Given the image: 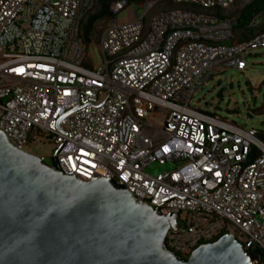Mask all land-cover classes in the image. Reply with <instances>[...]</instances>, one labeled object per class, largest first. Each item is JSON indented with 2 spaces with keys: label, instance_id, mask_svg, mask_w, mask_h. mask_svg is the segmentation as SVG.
I'll return each mask as SVG.
<instances>
[{
  "label": "built area",
  "instance_id": "built-area-1",
  "mask_svg": "<svg viewBox=\"0 0 264 264\" xmlns=\"http://www.w3.org/2000/svg\"><path fill=\"white\" fill-rule=\"evenodd\" d=\"M96 1L0 0V132L31 155L47 139L65 175L110 179L175 216L165 245L183 260L230 233L264 264V142L190 106L215 69L245 70L264 31L235 38L238 0H137L142 15L101 31L97 62L81 34ZM102 1L111 15L131 4ZM163 2L177 8L153 13Z\"/></svg>",
  "mask_w": 264,
  "mask_h": 264
},
{
  "label": "water",
  "instance_id": "water-1",
  "mask_svg": "<svg viewBox=\"0 0 264 264\" xmlns=\"http://www.w3.org/2000/svg\"><path fill=\"white\" fill-rule=\"evenodd\" d=\"M163 216L106 178L81 181L15 149L0 132V264H258L260 253L226 233L186 260Z\"/></svg>",
  "mask_w": 264,
  "mask_h": 264
},
{
  "label": "rangeland",
  "instance_id": "rangeland-1",
  "mask_svg": "<svg viewBox=\"0 0 264 264\" xmlns=\"http://www.w3.org/2000/svg\"><path fill=\"white\" fill-rule=\"evenodd\" d=\"M253 0H238L236 4L226 12V15L236 17L242 8ZM137 0H130V5L118 15L107 13L99 19L94 20L91 40H88L86 47L93 43L91 49L92 56L98 62L99 52L95 41L101 31L108 27L115 18L117 22H125L132 18L134 11L142 15L143 9L136 5ZM177 8L170 2H163L153 13L168 11ZM97 7L87 14L83 20L81 30L86 32L87 18L97 13ZM255 27L264 26V13H260L253 18ZM240 32H237V35ZM90 41V42H89ZM246 68L237 71L232 68L215 69L214 75L206 81L193 95L190 106L195 109L214 114L220 119L245 129H255L258 131L257 138L264 142V48L250 50L243 55ZM100 64H98L99 66ZM161 119L155 120V124L161 125ZM54 148L52 142L47 139L36 146L29 144L23 150L42 157L46 163H50V154ZM174 164L167 163L160 166L157 163L147 165L145 172L151 175L170 170Z\"/></svg>",
  "mask_w": 264,
  "mask_h": 264
},
{
  "label": "trees",
  "instance_id": "trees-1",
  "mask_svg": "<svg viewBox=\"0 0 264 264\" xmlns=\"http://www.w3.org/2000/svg\"><path fill=\"white\" fill-rule=\"evenodd\" d=\"M108 1L97 0L94 7H97V13L95 15L89 16L87 18V26L86 32H82L81 34L85 40L88 42L90 32L92 31L94 20L102 18L108 11ZM260 13H264V0H253L252 2L245 5L240 13L235 17L236 25L234 27L235 38L238 41L247 40L254 35L263 32L264 26L255 27L253 25V18L259 15ZM82 26V25H81ZM237 32H240L237 35ZM51 165H54V162L51 161ZM186 260V259H184Z\"/></svg>",
  "mask_w": 264,
  "mask_h": 264
},
{
  "label": "flooded vegetation",
  "instance_id": "flooded-vegetation-1",
  "mask_svg": "<svg viewBox=\"0 0 264 264\" xmlns=\"http://www.w3.org/2000/svg\"><path fill=\"white\" fill-rule=\"evenodd\" d=\"M49 164H51V162Z\"/></svg>",
  "mask_w": 264,
  "mask_h": 264
}]
</instances>
